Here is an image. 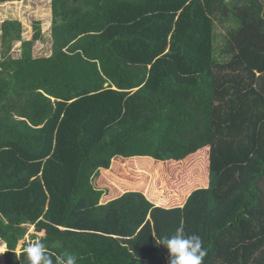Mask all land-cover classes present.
I'll return each mask as SVG.
<instances>
[{
    "label": "trees",
    "instance_id": "obj_1",
    "mask_svg": "<svg viewBox=\"0 0 264 264\" xmlns=\"http://www.w3.org/2000/svg\"><path fill=\"white\" fill-rule=\"evenodd\" d=\"M52 13L47 57L32 54L40 22L29 41L20 21L1 26V264H28L36 240L76 264H168L158 243L179 228L201 237L202 264H264V0Z\"/></svg>",
    "mask_w": 264,
    "mask_h": 264
},
{
    "label": "rangeland",
    "instance_id": "obj_2",
    "mask_svg": "<svg viewBox=\"0 0 264 264\" xmlns=\"http://www.w3.org/2000/svg\"><path fill=\"white\" fill-rule=\"evenodd\" d=\"M7 20H18L22 23L23 38L26 41H29L32 39V37L34 35V24L36 22H40L42 33H43V40L35 43L34 48L32 49V54L34 57H47L51 54V48L53 45V39H52V24H53L52 0H21L19 2H10V3L0 4V51H1V34H2L1 26ZM228 26H229L228 22H223V23L218 22L217 23L218 32L219 33L220 32L221 33L226 32ZM217 40H218V38H217ZM217 40H215V47L216 48L218 47ZM20 50H21V44L20 43L15 44L13 50L11 51L12 57L16 58V59L19 58ZM193 155H195V154H193ZM193 155H191L188 158H191ZM184 164L185 165L181 166V168H180L181 171L182 170L184 171L186 167H188V168L186 169L185 172H187L188 170L191 171L194 168L193 165L192 166L187 165L188 159L185 161ZM142 165L147 166L148 163L143 162ZM139 171L144 172V174L148 175V177H149L148 187L152 184V180H154V178H155L157 180V182L160 184V186L164 192L167 189L170 190L169 187H171L172 185H171L170 181L165 179V173H166L165 171H162L163 174H160L159 179L156 177L157 174H154L155 173L154 170L151 172L148 169L146 171L140 169ZM183 180H186L185 174L183 175L181 181H183ZM181 181H179V182H181ZM148 187H147V189H148ZM30 233H31V229L28 232V235L26 236V239L29 242L31 240V238L29 236ZM4 253L5 252L0 253V262L2 260V256Z\"/></svg>",
    "mask_w": 264,
    "mask_h": 264
},
{
    "label": "clouds",
    "instance_id": "obj_3",
    "mask_svg": "<svg viewBox=\"0 0 264 264\" xmlns=\"http://www.w3.org/2000/svg\"><path fill=\"white\" fill-rule=\"evenodd\" d=\"M0 241V253L7 250ZM158 244L166 247L169 253L168 264H202L206 250L202 247V239L195 234H186L182 228L176 233L162 238ZM17 251H20L18 246ZM23 253L28 264H76V256L65 253L55 259L46 251V246L41 240L30 242L23 247Z\"/></svg>",
    "mask_w": 264,
    "mask_h": 264
},
{
    "label": "built area",
    "instance_id": "obj_4",
    "mask_svg": "<svg viewBox=\"0 0 264 264\" xmlns=\"http://www.w3.org/2000/svg\"><path fill=\"white\" fill-rule=\"evenodd\" d=\"M2 246H4L3 244H2ZM2 261V260H1ZM0 264H1V262H0Z\"/></svg>",
    "mask_w": 264,
    "mask_h": 264
}]
</instances>
